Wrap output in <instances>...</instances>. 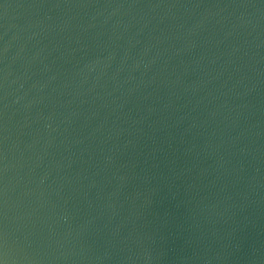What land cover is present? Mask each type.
Masks as SVG:
<instances>
[{"label":"water","instance_id":"obj_1","mask_svg":"<svg viewBox=\"0 0 264 264\" xmlns=\"http://www.w3.org/2000/svg\"><path fill=\"white\" fill-rule=\"evenodd\" d=\"M2 264H264V0H0Z\"/></svg>","mask_w":264,"mask_h":264},{"label":"snow or ice","instance_id":"obj_2","mask_svg":"<svg viewBox=\"0 0 264 264\" xmlns=\"http://www.w3.org/2000/svg\"><path fill=\"white\" fill-rule=\"evenodd\" d=\"M0 264H2V261H0Z\"/></svg>","mask_w":264,"mask_h":264}]
</instances>
